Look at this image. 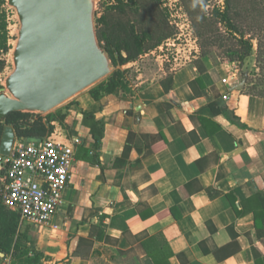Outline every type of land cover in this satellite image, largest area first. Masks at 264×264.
Listing matches in <instances>:
<instances>
[{"label":"crops","instance_id":"1","mask_svg":"<svg viewBox=\"0 0 264 264\" xmlns=\"http://www.w3.org/2000/svg\"><path fill=\"white\" fill-rule=\"evenodd\" d=\"M198 52L169 64L172 95L161 66L133 93L117 88L95 100L88 89L67 102L75 136L57 138L78 142L62 203L50 224L25 222V252H0V264H98L103 251L121 254L112 264H154L148 251L163 264H264V227L256 230L253 214L264 192V97L245 92L243 65ZM82 111L102 118L98 148ZM92 225L107 239L77 257Z\"/></svg>","mask_w":264,"mask_h":264},{"label":"trees","instance_id":"2","mask_svg":"<svg viewBox=\"0 0 264 264\" xmlns=\"http://www.w3.org/2000/svg\"><path fill=\"white\" fill-rule=\"evenodd\" d=\"M180 1L196 37L199 59L206 55L213 58L212 53L216 50L221 58L242 64L255 50V63L259 71L253 78L245 77V92L264 97V0H223V6H213L210 12L206 9L209 0ZM103 4L101 15L96 18V31L100 45L111 60L113 70L106 82H99L89 88L88 92L95 100L117 88L126 91L125 72L130 68L121 67L138 61L176 33V28L170 23L161 0H104ZM9 11L7 1L0 0V74L7 66L6 55L12 49L11 40L16 38L10 34ZM219 25L224 27V32L220 30ZM166 69L167 75L159 82L165 94L172 95V75L169 67ZM197 80L199 81V77ZM172 98L178 103L173 96ZM66 115V107L45 115L10 112L0 120V140L6 126L13 128L15 138L39 139L49 136L54 133L56 123H64ZM82 115L81 124L89 129L94 140L93 147L98 148L104 134L102 118L92 111H82ZM134 135L133 131L129 132L123 155L127 154L129 142ZM0 173L4 176L3 170H0ZM254 197L258 200V208L253 213L254 225L259 231L264 227V192L257 193ZM18 218L14 210L3 204L0 195V252L4 254L12 249L17 251L14 255L18 256L25 252L21 249L22 243L15 237ZM97 238L107 239V236L102 234L98 226L92 225L88 237L79 239L76 256L82 255L79 254L81 247H91ZM152 243L156 244L155 236L149 237L145 245L150 246ZM148 255L154 264H163V255L154 251H148ZM254 258H257L256 252Z\"/></svg>","mask_w":264,"mask_h":264},{"label":"water","instance_id":"3","mask_svg":"<svg viewBox=\"0 0 264 264\" xmlns=\"http://www.w3.org/2000/svg\"><path fill=\"white\" fill-rule=\"evenodd\" d=\"M19 27L12 47V71L0 85V120L13 111L45 114L112 71L100 45L95 0H6ZM15 140L6 126L0 156Z\"/></svg>","mask_w":264,"mask_h":264},{"label":"built area","instance_id":"4","mask_svg":"<svg viewBox=\"0 0 264 264\" xmlns=\"http://www.w3.org/2000/svg\"><path fill=\"white\" fill-rule=\"evenodd\" d=\"M179 38H168L158 49L167 51ZM195 49L194 45L187 53L171 58L163 55L176 67L188 60ZM77 142L59 140L53 134L39 139L15 138L10 154L0 156V170L4 171L0 195L3 204L14 210L21 221L37 226L52 222L71 179Z\"/></svg>","mask_w":264,"mask_h":264},{"label":"rangeland","instance_id":"5","mask_svg":"<svg viewBox=\"0 0 264 264\" xmlns=\"http://www.w3.org/2000/svg\"><path fill=\"white\" fill-rule=\"evenodd\" d=\"M104 3V0H95V23H96V18L101 15V9L102 5ZM162 7L167 11L168 13V19L171 24H173L176 28V33L174 35V38L180 37L174 42V45H169L168 50L161 52L158 48L154 50V52H150L147 55L142 56L138 61L135 63L127 64L122 66L121 68H130L129 71L125 72V81H126V92L128 93H133L136 91L138 88L141 86L147 84L149 81H151L154 78L158 77V69L159 67H169L170 68V63L168 62L167 59H165V56L163 54H166L167 57H172V56H180L181 54H184V52H188L189 48L192 46L197 45L196 37L192 29V25L190 22V19L185 11L184 6L182 5L180 0H161ZM213 6H218L221 7L223 6V0H209L208 1V6L206 7L207 11L210 12ZM10 8L9 11V20H10V34L14 37L17 36V29L19 27V21L15 12L14 8ZM220 30L224 32V27L222 25H219ZM16 38L11 40L12 47L15 44ZM170 43L173 42L172 39L169 41ZM254 48H256V42L255 40L253 41ZM11 52L12 49L9 51V53L6 55L7 58V66L3 73L0 74V85H3L5 77L12 71L13 69V63L11 59ZM213 58L216 62H223V61H228L227 59H223L218 55V52L215 50L212 53ZM253 56L255 58V50L250 55L245 59V61L242 64L244 66V73L245 77L249 76L250 78H253L252 76L256 74V72L259 71L258 67L256 66L255 60L253 61ZM172 64V63H171ZM177 67V66H176ZM113 70V67H112ZM110 74V73H109ZM109 74L91 85L90 87L80 91H86L92 86L98 84L99 82H106L107 78L109 77ZM80 92L74 94L70 98L66 99L63 101L61 104H59L57 107L53 108L50 112H55L59 108H65L67 102L71 101L74 97H76ZM46 114V113H45ZM42 114V115H45ZM74 131L67 129L66 123L58 124L56 123V128L54 131V137H60V136H65L68 139L71 138L74 135ZM75 136V135H74ZM59 139V138H57ZM63 140V139H62ZM63 141H68L70 140H63ZM3 178L4 176L0 173V187L3 184ZM30 227V225L26 224L24 221H21L18 218V226L17 230L15 232V237L20 240L21 243H25L26 240L22 239L19 234V230L25 229ZM17 251L12 250L11 254H16ZM104 256L102 257L101 252H99L96 256V259L98 261V264H110L108 261L112 262L116 261L118 258H122L121 254L115 256L111 255L107 251L102 252ZM107 261L105 262V260Z\"/></svg>","mask_w":264,"mask_h":264}]
</instances>
